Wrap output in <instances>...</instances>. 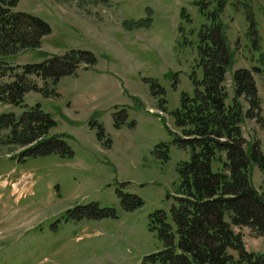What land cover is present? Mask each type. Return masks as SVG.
<instances>
[{"label":"rangeland","instance_id":"374dc122","mask_svg":"<svg viewBox=\"0 0 264 264\" xmlns=\"http://www.w3.org/2000/svg\"><path fill=\"white\" fill-rule=\"evenodd\" d=\"M13 10L39 17L49 32L12 64L71 50L93 61L61 76L52 96L29 91L20 106L0 104L14 121L36 104L54 122L44 137L65 146L19 154L23 147L5 143L9 130L0 131V264H148L164 243L153 212L171 224L177 164L188 159L173 112L193 93L202 46L220 24L231 49L228 98L232 70H251L262 120L246 119L241 134L264 156V69L253 68L264 67L256 59L264 0H17ZM250 180L264 195V167L252 164ZM232 229L248 251L264 253V236ZM172 235L176 242L173 227Z\"/></svg>","mask_w":264,"mask_h":264},{"label":"trees","instance_id":"16d2710c","mask_svg":"<svg viewBox=\"0 0 264 264\" xmlns=\"http://www.w3.org/2000/svg\"><path fill=\"white\" fill-rule=\"evenodd\" d=\"M16 3L0 0V79H8L0 80V104L20 106L29 91L54 95L61 76L73 73L80 62L88 64L93 59L85 51L71 50L41 62L12 64L10 60L16 54L39 49L40 39L49 32L47 23L39 17L14 11ZM252 27L255 36L253 23H248V30ZM219 34L210 36L209 44L202 46V75L194 80L193 93H183L179 108L173 112L180 133L177 142L188 151V159L176 168L172 225L165 221L162 211L153 212L159 222L157 235L164 243L145 257L148 264H264V253L248 251L240 233L232 229L246 226L252 234L264 236V195L250 180L252 164L263 169L264 156L257 141H245L240 127L246 119L261 122V100L251 70L242 67L230 74L232 91L228 98L224 74L231 49L221 24ZM256 59L264 65V51L258 52ZM35 79L42 82V87ZM53 123L36 104L19 120L0 114V131L9 130L5 143L23 147L19 154L35 156L65 150L57 137H44ZM172 227L176 242H172Z\"/></svg>","mask_w":264,"mask_h":264}]
</instances>
